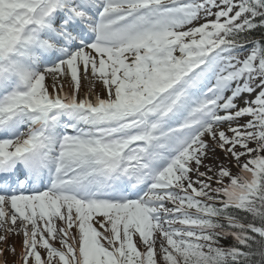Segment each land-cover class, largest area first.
I'll list each match as a JSON object with an SVG mask.
<instances>
[{"label":"snow or ice","instance_id":"6c2138e0","mask_svg":"<svg viewBox=\"0 0 264 264\" xmlns=\"http://www.w3.org/2000/svg\"><path fill=\"white\" fill-rule=\"evenodd\" d=\"M0 264H264V0H0Z\"/></svg>","mask_w":264,"mask_h":264},{"label":"rangeland","instance_id":"374dc122","mask_svg":"<svg viewBox=\"0 0 264 264\" xmlns=\"http://www.w3.org/2000/svg\"><path fill=\"white\" fill-rule=\"evenodd\" d=\"M13 242V241H10V243ZM16 243L18 244V241H16ZM58 246V245H57ZM9 259H11V257H9Z\"/></svg>","mask_w":264,"mask_h":264}]
</instances>
